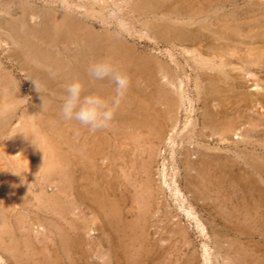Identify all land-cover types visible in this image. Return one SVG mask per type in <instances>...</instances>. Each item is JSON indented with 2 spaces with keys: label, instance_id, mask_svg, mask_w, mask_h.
Wrapping results in <instances>:
<instances>
[{
  "label": "rangeland",
  "instance_id": "374dc122",
  "mask_svg": "<svg viewBox=\"0 0 264 264\" xmlns=\"http://www.w3.org/2000/svg\"><path fill=\"white\" fill-rule=\"evenodd\" d=\"M0 264H264V0H0Z\"/></svg>",
  "mask_w": 264,
  "mask_h": 264
},
{
  "label": "clouds",
  "instance_id": "9594fccd",
  "mask_svg": "<svg viewBox=\"0 0 264 264\" xmlns=\"http://www.w3.org/2000/svg\"><path fill=\"white\" fill-rule=\"evenodd\" d=\"M86 76L90 84L111 81L113 88L110 96L99 92H86L85 83L74 78L63 86L59 97V116L67 121H75L89 131L106 128L117 107L120 106L129 87V77L123 71L117 70L107 59H98L88 63ZM35 89L40 93L35 81ZM40 109H46L45 100L41 98Z\"/></svg>",
  "mask_w": 264,
  "mask_h": 264
},
{
  "label": "bare ground",
  "instance_id": "6f19581e",
  "mask_svg": "<svg viewBox=\"0 0 264 264\" xmlns=\"http://www.w3.org/2000/svg\"><path fill=\"white\" fill-rule=\"evenodd\" d=\"M35 32V31H34ZM66 33V32H65ZM68 34V32H67ZM37 35V34H36ZM18 38V37H17ZM23 40V39H22ZM109 42V41H108ZM40 48V47H39ZM100 48V47H99ZM33 50V49H32ZM35 51V50H34ZM94 51V50H93ZM53 60V59H52ZM54 61V60H53ZM150 62V61H149ZM46 64V63H45ZM50 64V63H49ZM53 65V64H52ZM75 65V64H74ZM147 66V65H146ZM78 70V69H77ZM62 71V70H61ZM64 71V70H63ZM85 71V70H84ZM81 74V73H80ZM71 76V75H70ZM35 79V78H34ZM4 91V90H3ZM5 96V95H4ZM24 137V136H23ZM24 141V140H23Z\"/></svg>",
  "mask_w": 264,
  "mask_h": 264
}]
</instances>
